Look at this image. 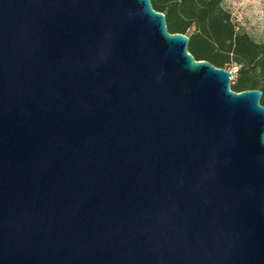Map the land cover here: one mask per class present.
Wrapping results in <instances>:
<instances>
[{"label":"water","instance_id":"95a60500","mask_svg":"<svg viewBox=\"0 0 264 264\" xmlns=\"http://www.w3.org/2000/svg\"><path fill=\"white\" fill-rule=\"evenodd\" d=\"M151 0H0V264H264V106Z\"/></svg>","mask_w":264,"mask_h":264},{"label":"trees","instance_id":"16d2710c","mask_svg":"<svg viewBox=\"0 0 264 264\" xmlns=\"http://www.w3.org/2000/svg\"><path fill=\"white\" fill-rule=\"evenodd\" d=\"M225 0H151L166 16L170 34L186 35L188 52L196 61L219 69L237 68L231 90H259L264 106V44L240 30L224 7Z\"/></svg>","mask_w":264,"mask_h":264},{"label":"rangeland","instance_id":"374dc122","mask_svg":"<svg viewBox=\"0 0 264 264\" xmlns=\"http://www.w3.org/2000/svg\"><path fill=\"white\" fill-rule=\"evenodd\" d=\"M224 7L240 30L264 44V0H225ZM224 70L233 73V80H236L237 68ZM233 80L231 84L234 83Z\"/></svg>","mask_w":264,"mask_h":264}]
</instances>
